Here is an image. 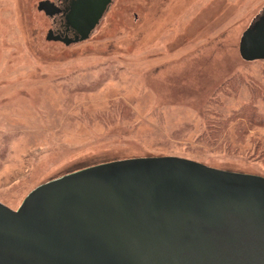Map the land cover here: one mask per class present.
<instances>
[{"label": "rangeland", "instance_id": "1", "mask_svg": "<svg viewBox=\"0 0 264 264\" xmlns=\"http://www.w3.org/2000/svg\"><path fill=\"white\" fill-rule=\"evenodd\" d=\"M43 1L0 0V203L135 158L264 178V61L239 53L264 0H113L68 46Z\"/></svg>", "mask_w": 264, "mask_h": 264}, {"label": "water", "instance_id": "2", "mask_svg": "<svg viewBox=\"0 0 264 264\" xmlns=\"http://www.w3.org/2000/svg\"><path fill=\"white\" fill-rule=\"evenodd\" d=\"M113 0H69L64 32L86 41ZM246 62L264 61V10L242 34ZM0 264H264V178L177 157L118 160L0 203Z\"/></svg>", "mask_w": 264, "mask_h": 264}, {"label": "flooded vegetation", "instance_id": "3", "mask_svg": "<svg viewBox=\"0 0 264 264\" xmlns=\"http://www.w3.org/2000/svg\"><path fill=\"white\" fill-rule=\"evenodd\" d=\"M69 3V0H57V3L55 4V6H57L58 8H60L61 10L64 9V7H66ZM53 18H58V21H55V24L57 25L56 27V34H61L64 32V28H63V18L61 16V14L59 15H54L52 16Z\"/></svg>", "mask_w": 264, "mask_h": 264}]
</instances>
